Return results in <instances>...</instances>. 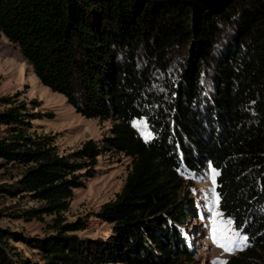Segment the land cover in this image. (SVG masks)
Wrapping results in <instances>:
<instances>
[{
    "label": "trees",
    "instance_id": "16d2710c",
    "mask_svg": "<svg viewBox=\"0 0 264 264\" xmlns=\"http://www.w3.org/2000/svg\"><path fill=\"white\" fill-rule=\"evenodd\" d=\"M0 34L76 112L114 121L103 146L88 139L60 154L51 135L31 131L38 114L25 101L0 97V167L21 168L0 196L41 203L14 218L54 215L44 237L0 226V264H186L178 170L206 164L218 170L219 209L247 238L225 264H264V0H0ZM141 116L148 142L131 124ZM103 148L133 164L96 213L111 233L82 237L86 221L61 213Z\"/></svg>",
    "mask_w": 264,
    "mask_h": 264
},
{
    "label": "rangeland",
    "instance_id": "374dc122",
    "mask_svg": "<svg viewBox=\"0 0 264 264\" xmlns=\"http://www.w3.org/2000/svg\"><path fill=\"white\" fill-rule=\"evenodd\" d=\"M12 96L17 102L25 101L29 112L38 116L30 120L31 131L51 135L53 144L60 154H67L81 144L94 139L99 145L109 135L112 119L86 118L70 105L65 96L42 85L33 74L29 61L20 53L18 47L0 34V97ZM4 105H0V110ZM137 133L148 142L153 137L148 121L144 116L131 121ZM3 127H0V135ZM1 163V160H0ZM133 158L121 152L104 149L99 155L94 174L85 180L84 186L74 190L69 208L61 213L63 222L82 218L87 228L75 232L82 237H104L111 233L112 225L101 221L96 213L102 204L113 200L122 190L131 171ZM21 168L17 166L0 167V183L15 181ZM180 191L187 204V216L178 230L191 251L186 264H225L232 255L243 250L245 236L226 218L219 209L216 191L218 170L210 164L200 171L178 170ZM40 202L27 194L15 197L0 196V226L8 228L19 236L44 237L54 232V215L42 214L26 220L14 218L13 213L37 208ZM10 245L34 262L41 263L35 250L22 241L9 240ZM122 264V263H110Z\"/></svg>",
    "mask_w": 264,
    "mask_h": 264
},
{
    "label": "snow or ice",
    "instance_id": "6c2138e0",
    "mask_svg": "<svg viewBox=\"0 0 264 264\" xmlns=\"http://www.w3.org/2000/svg\"><path fill=\"white\" fill-rule=\"evenodd\" d=\"M245 239H247V238L245 237Z\"/></svg>",
    "mask_w": 264,
    "mask_h": 264
}]
</instances>
